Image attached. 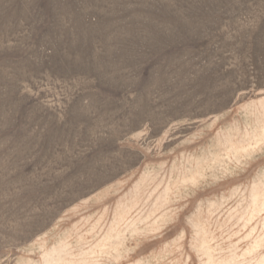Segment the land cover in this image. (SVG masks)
Segmentation results:
<instances>
[{
  "label": "rangeland",
  "instance_id": "374dc122",
  "mask_svg": "<svg viewBox=\"0 0 264 264\" xmlns=\"http://www.w3.org/2000/svg\"><path fill=\"white\" fill-rule=\"evenodd\" d=\"M0 264H264V0H0Z\"/></svg>",
  "mask_w": 264,
  "mask_h": 264
}]
</instances>
